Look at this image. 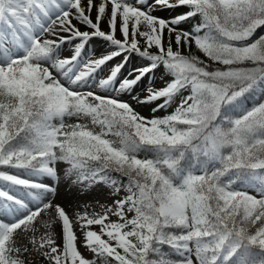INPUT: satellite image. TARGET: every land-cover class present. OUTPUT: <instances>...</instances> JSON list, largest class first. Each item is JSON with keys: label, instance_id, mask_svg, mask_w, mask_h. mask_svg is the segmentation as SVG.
Listing matches in <instances>:
<instances>
[{"label": "snow or ice", "instance_id": "6c2138e0", "mask_svg": "<svg viewBox=\"0 0 264 264\" xmlns=\"http://www.w3.org/2000/svg\"><path fill=\"white\" fill-rule=\"evenodd\" d=\"M0 264H264V0H0Z\"/></svg>", "mask_w": 264, "mask_h": 264}, {"label": "rangeland", "instance_id": "374dc122", "mask_svg": "<svg viewBox=\"0 0 264 264\" xmlns=\"http://www.w3.org/2000/svg\"><path fill=\"white\" fill-rule=\"evenodd\" d=\"M64 54L67 55V52H65ZM139 110L142 112V114H145V115L150 114L146 108H141ZM106 199H107L106 192H90L88 194H82L78 192L75 188H70L68 184L61 183L58 189V194L55 198V202L64 205L68 209L69 213L71 214L73 211V208L77 205L78 202L94 203L97 200L104 202ZM107 202L111 203V200L109 199ZM79 210L81 212L85 211V209L83 208H80ZM88 211H91V209H88Z\"/></svg>", "mask_w": 264, "mask_h": 264}, {"label": "trees", "instance_id": "16d2710c", "mask_svg": "<svg viewBox=\"0 0 264 264\" xmlns=\"http://www.w3.org/2000/svg\"><path fill=\"white\" fill-rule=\"evenodd\" d=\"M193 51L195 52V49H193ZM196 54L201 55V58H203L202 54L199 53ZM258 101H259V95L257 94V96L252 97V99L247 102V107H251L253 103H256Z\"/></svg>", "mask_w": 264, "mask_h": 264}, {"label": "bare ground", "instance_id": "6f19581e", "mask_svg": "<svg viewBox=\"0 0 264 264\" xmlns=\"http://www.w3.org/2000/svg\"><path fill=\"white\" fill-rule=\"evenodd\" d=\"M98 194H100V193H98Z\"/></svg>", "mask_w": 264, "mask_h": 264}]
</instances>
